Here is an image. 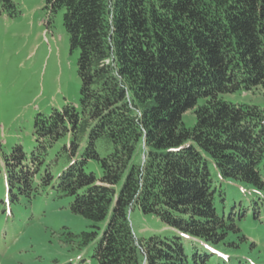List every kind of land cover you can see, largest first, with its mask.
Wrapping results in <instances>:
<instances>
[{"label":"trees","instance_id":"obj_1","mask_svg":"<svg viewBox=\"0 0 264 264\" xmlns=\"http://www.w3.org/2000/svg\"><path fill=\"white\" fill-rule=\"evenodd\" d=\"M46 1L78 52V103L36 114L29 153H2L1 212L70 198L89 225L62 242L96 264H251L231 253L247 237L217 211L209 165L264 188V103L222 96L264 87V0ZM134 208L168 233L135 238Z\"/></svg>","mask_w":264,"mask_h":264},{"label":"rangeland","instance_id":"obj_2","mask_svg":"<svg viewBox=\"0 0 264 264\" xmlns=\"http://www.w3.org/2000/svg\"><path fill=\"white\" fill-rule=\"evenodd\" d=\"M12 3L11 15L0 7V156L16 144L29 153L34 144L36 114L46 115L52 108L77 104L80 89L78 52L70 51L62 11L51 13L46 0ZM222 96L231 102L264 103V87ZM182 121L192 126L194 115L185 113ZM209 170L216 189L217 211L233 213L240 232L247 237L240 250L231 253L264 264V188L222 178L213 164ZM261 175L264 180V167ZM4 176L1 167L0 199L5 196ZM69 201L47 190L28 208L1 212L0 207V264H96L90 258L92 245L70 250L62 242L66 229L79 233L89 225L88 220L70 212ZM128 219L135 238L168 233L155 217L136 208L129 211Z\"/></svg>","mask_w":264,"mask_h":264}]
</instances>
